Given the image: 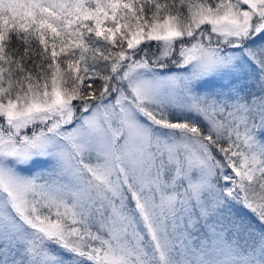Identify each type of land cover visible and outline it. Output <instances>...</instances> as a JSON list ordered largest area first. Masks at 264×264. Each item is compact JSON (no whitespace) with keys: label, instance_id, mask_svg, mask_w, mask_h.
I'll return each mask as SVG.
<instances>
[{"label":"snow or ice","instance_id":"6c2138e0","mask_svg":"<svg viewBox=\"0 0 264 264\" xmlns=\"http://www.w3.org/2000/svg\"><path fill=\"white\" fill-rule=\"evenodd\" d=\"M0 264H264V0H0Z\"/></svg>","mask_w":264,"mask_h":264}]
</instances>
